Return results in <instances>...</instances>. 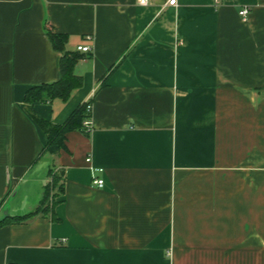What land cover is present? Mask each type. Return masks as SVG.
I'll list each match as a JSON object with an SVG mask.
<instances>
[{
  "label": "crops",
  "instance_id": "obj_1",
  "mask_svg": "<svg viewBox=\"0 0 264 264\" xmlns=\"http://www.w3.org/2000/svg\"><path fill=\"white\" fill-rule=\"evenodd\" d=\"M48 27L92 51L67 101L27 104L61 76ZM87 102L92 131L44 151L31 112ZM58 171L53 212L0 227V264H264V0H0V220Z\"/></svg>",
  "mask_w": 264,
  "mask_h": 264
},
{
  "label": "trees",
  "instance_id": "obj_2",
  "mask_svg": "<svg viewBox=\"0 0 264 264\" xmlns=\"http://www.w3.org/2000/svg\"><path fill=\"white\" fill-rule=\"evenodd\" d=\"M48 35L57 50L64 53L61 60V76L54 83L43 84L30 88L25 97L27 104H34L36 102H48L55 99L67 101L74 90L80 88L83 84V78L75 73V66L77 62L84 58L89 53H84L79 50L67 51L66 45L68 37L65 34L57 33L52 27H48ZM36 123L46 132L48 141L44 147V151L57 154L62 149L66 148V135L73 130H80L86 132L84 129V121L91 116L88 112L87 103L76 108L70 117L63 124H54L42 118L34 111L31 112ZM61 183H51L50 181L45 188L44 197L39 207L25 215L6 216L0 220V227L11 223L26 222L38 214H47L54 211L57 203L56 197L63 191V174L60 171ZM56 173H53L52 177Z\"/></svg>",
  "mask_w": 264,
  "mask_h": 264
},
{
  "label": "built area",
  "instance_id": "obj_3",
  "mask_svg": "<svg viewBox=\"0 0 264 264\" xmlns=\"http://www.w3.org/2000/svg\"><path fill=\"white\" fill-rule=\"evenodd\" d=\"M149 0H140V4L142 5H147ZM179 0H166V5L167 6H178ZM249 9L247 7H244L242 10H240V15L242 16L243 20H247L249 16ZM77 50L84 52V53H90L92 51V47L90 45L86 44H80L77 46ZM87 109L88 112L91 113V116H89L85 121H84V129L87 132L92 131L93 129V124H92V112H93V103L92 102H87ZM104 179L98 178L95 179V184L99 187L104 186Z\"/></svg>",
  "mask_w": 264,
  "mask_h": 264
},
{
  "label": "rangeland",
  "instance_id": "obj_4",
  "mask_svg": "<svg viewBox=\"0 0 264 264\" xmlns=\"http://www.w3.org/2000/svg\"><path fill=\"white\" fill-rule=\"evenodd\" d=\"M61 173H60V171H58V172H56V174L52 177V179H51V183H57L58 182V184H60L61 183V180L62 179H60L61 178V175H60Z\"/></svg>",
  "mask_w": 264,
  "mask_h": 264
}]
</instances>
